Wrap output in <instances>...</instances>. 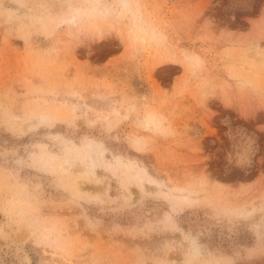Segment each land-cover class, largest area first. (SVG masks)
I'll return each instance as SVG.
<instances>
[{"label":"rangeland","instance_id":"374dc122","mask_svg":"<svg viewBox=\"0 0 264 264\" xmlns=\"http://www.w3.org/2000/svg\"><path fill=\"white\" fill-rule=\"evenodd\" d=\"M0 264H264V0H0Z\"/></svg>","mask_w":264,"mask_h":264},{"label":"bare ground","instance_id":"6f19581e","mask_svg":"<svg viewBox=\"0 0 264 264\" xmlns=\"http://www.w3.org/2000/svg\"><path fill=\"white\" fill-rule=\"evenodd\" d=\"M46 158H48V159H49L50 157H48V155H47V156H46Z\"/></svg>","mask_w":264,"mask_h":264}]
</instances>
